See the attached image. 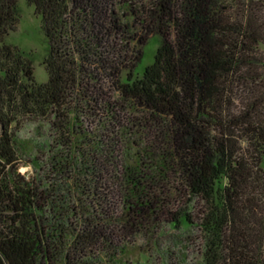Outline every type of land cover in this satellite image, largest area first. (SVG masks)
Segmentation results:
<instances>
[{"label": "trees", "instance_id": "trees-1", "mask_svg": "<svg viewBox=\"0 0 264 264\" xmlns=\"http://www.w3.org/2000/svg\"><path fill=\"white\" fill-rule=\"evenodd\" d=\"M27 1L48 79L0 0V264H104L164 220L199 231V264H264V0ZM30 117L61 139L45 178L19 170Z\"/></svg>", "mask_w": 264, "mask_h": 264}, {"label": "rangeland", "instance_id": "rangeland-1", "mask_svg": "<svg viewBox=\"0 0 264 264\" xmlns=\"http://www.w3.org/2000/svg\"><path fill=\"white\" fill-rule=\"evenodd\" d=\"M20 20L6 41L17 45L32 59L34 74L39 82L47 81L48 72L45 57L49 51V41L45 34L43 18L35 6L27 0H19ZM162 43L160 34L152 35L144 45V55L137 64L135 74L142 75L145 68L155 61L158 47ZM264 53V46L262 47ZM133 112V111H132ZM133 114H140L134 113ZM20 140L19 170L29 178H45L50 175V161L58 153L60 139L57 128L46 117H30L15 125ZM2 128L0 126V134ZM177 211V203L171 207ZM171 215V214H168ZM122 234L123 241L112 258H105L104 264H199L201 240L195 227H177L163 221L156 226L129 234Z\"/></svg>", "mask_w": 264, "mask_h": 264}]
</instances>
